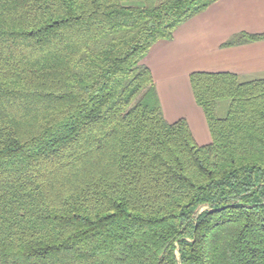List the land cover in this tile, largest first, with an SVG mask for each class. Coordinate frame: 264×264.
<instances>
[{"label":"trees","instance_id":"1","mask_svg":"<svg viewBox=\"0 0 264 264\" xmlns=\"http://www.w3.org/2000/svg\"><path fill=\"white\" fill-rule=\"evenodd\" d=\"M215 1L0 0V264H264V78L190 74L198 145L143 63Z\"/></svg>","mask_w":264,"mask_h":264},{"label":"crops","instance_id":"2","mask_svg":"<svg viewBox=\"0 0 264 264\" xmlns=\"http://www.w3.org/2000/svg\"><path fill=\"white\" fill-rule=\"evenodd\" d=\"M264 33V0H216L155 42L143 58L150 69L164 118H184L198 145L211 141L190 85L193 72L232 73L240 81L264 78V38L225 45L232 36Z\"/></svg>","mask_w":264,"mask_h":264},{"label":"rangeland","instance_id":"3","mask_svg":"<svg viewBox=\"0 0 264 264\" xmlns=\"http://www.w3.org/2000/svg\"><path fill=\"white\" fill-rule=\"evenodd\" d=\"M225 103H226L225 101L220 103V106L218 108V114L220 116H224L225 115V106H226Z\"/></svg>","mask_w":264,"mask_h":264}]
</instances>
